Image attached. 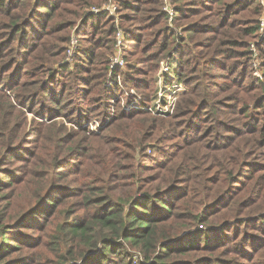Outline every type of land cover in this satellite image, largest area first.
Returning <instances> with one entry per match:
<instances>
[{
    "label": "trees",
    "instance_id": "16d2710c",
    "mask_svg": "<svg viewBox=\"0 0 264 264\" xmlns=\"http://www.w3.org/2000/svg\"><path fill=\"white\" fill-rule=\"evenodd\" d=\"M113 1L0 0V264H264V5ZM170 56L187 89L155 113Z\"/></svg>",
    "mask_w": 264,
    "mask_h": 264
},
{
    "label": "rangeland",
    "instance_id": "374dc122",
    "mask_svg": "<svg viewBox=\"0 0 264 264\" xmlns=\"http://www.w3.org/2000/svg\"><path fill=\"white\" fill-rule=\"evenodd\" d=\"M81 40L79 42H83L86 39L82 38ZM262 41H264V36L263 37L259 36L257 39L255 38L254 40L250 41V44H249L250 46L249 50H250L251 59H252L251 62H252V68H253V75L261 82L264 81V62H263V58L261 57V53L259 51V44ZM254 43H255V46L252 45ZM68 46H70V44ZM252 48H255V49L253 50ZM255 52H256V55H255ZM166 59L172 60L173 72H169V75L165 76L164 80L159 82L160 70L157 71V75H156L157 91L153 93V96H152L153 101H151V108L153 112L155 113H164V114L171 113L174 109V104L176 101L175 98H177L180 94H182L187 89V87L183 83H180L179 79L175 76V71L177 70V67L179 65L178 60L171 56ZM70 60H71V56L69 58V62ZM122 69L124 73H127L129 71L127 67V60H126V66ZM118 82H121L123 88L125 89V92L123 95L126 96L130 94V95L136 96V98L132 102V106H127V103L125 104L123 103L124 105L123 108L127 111L132 108H138L141 94L138 93V91L130 90L129 87L125 86V84L122 82V77L118 79ZM28 116H29V119L32 120L33 115L29 114ZM89 125H90L91 130L94 133H100L101 124L98 118H94L92 121H90Z\"/></svg>",
    "mask_w": 264,
    "mask_h": 264
},
{
    "label": "built area",
    "instance_id": "2783aa9c",
    "mask_svg": "<svg viewBox=\"0 0 264 264\" xmlns=\"http://www.w3.org/2000/svg\"><path fill=\"white\" fill-rule=\"evenodd\" d=\"M166 1H167V3L164 6V10L169 14L170 19H172L173 14H174V10H173L172 5L169 3V1L168 0H166ZM261 2L264 5V0H261ZM117 9H118L117 4L113 0H109V2L103 4L101 7H93L91 9V11L93 13H97V14L108 12L111 15L117 17L118 16ZM259 25H260L259 36L263 37L264 36V13L259 18ZM115 42L116 43H115L114 52H113V54H111L109 56L110 74H113L117 69L124 68L126 66V59H125V52H124L125 32L118 24H117L116 41ZM77 43H78V40L73 37L71 40L69 49H68V53H69L68 60H69L70 56L72 55L73 49L77 45ZM252 45L255 46V43ZM252 49L254 50L255 48H252ZM255 55H256V52H255ZM169 72H173L172 60L164 59L161 61V65H160V74H159L160 80H159V82L163 81L165 76L169 75ZM119 78H120V76H118L117 79H119ZM150 110H152L151 107H150Z\"/></svg>",
    "mask_w": 264,
    "mask_h": 264
}]
</instances>
